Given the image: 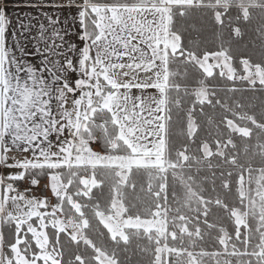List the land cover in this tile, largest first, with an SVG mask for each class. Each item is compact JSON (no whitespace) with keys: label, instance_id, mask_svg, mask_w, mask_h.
<instances>
[{"label":"snow or ice","instance_id":"obj_1","mask_svg":"<svg viewBox=\"0 0 264 264\" xmlns=\"http://www.w3.org/2000/svg\"><path fill=\"white\" fill-rule=\"evenodd\" d=\"M0 264H264V0H0Z\"/></svg>","mask_w":264,"mask_h":264},{"label":"crops","instance_id":"obj_2","mask_svg":"<svg viewBox=\"0 0 264 264\" xmlns=\"http://www.w3.org/2000/svg\"><path fill=\"white\" fill-rule=\"evenodd\" d=\"M23 11H27V10L25 9V10H23ZM23 11H21V15H23ZM13 15H15V13H13Z\"/></svg>","mask_w":264,"mask_h":264}]
</instances>
